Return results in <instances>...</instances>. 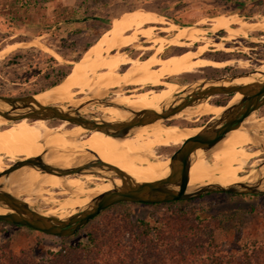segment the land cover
<instances>
[{"label":"rangeland","instance_id":"rangeland-1","mask_svg":"<svg viewBox=\"0 0 264 264\" xmlns=\"http://www.w3.org/2000/svg\"><path fill=\"white\" fill-rule=\"evenodd\" d=\"M251 3L248 0H0V52L12 46L8 53L0 59V95L21 97L40 94L50 90L53 83L63 82L76 63L84 60L86 49L95 45L111 27L112 21L123 13L133 10L152 11L164 16L168 22L179 27L193 26L206 29L208 33L204 42L195 43L192 49L196 50L198 46H204L206 48L204 58L216 62L230 61L231 64L222 68L206 66L196 69L195 73L191 74L164 76L158 83L148 82L142 87L127 83V66H122L117 73L112 74L98 70L78 77L76 81L81 82L82 85L75 84L69 90L67 99L81 102L86 94L99 99H109L112 95L111 99L114 101L119 91L126 97L144 93L150 95L163 90L170 91L174 86L179 84L182 86L202 78H215L259 70L264 65L263 30L237 33L233 37H228L227 30L223 28H217L216 32L209 30V28L213 29V24L209 19L221 15H238L248 23H264V3L255 8V5L249 7ZM202 21L206 23L202 24ZM155 26L162 27V25ZM231 27L235 30L239 29L236 25ZM155 33H159L158 28L155 29ZM131 34L132 32H127L126 36ZM173 34H169V37ZM159 35L167 36L163 32ZM160 41L163 42V40ZM161 42L155 47L156 49L161 48L158 58L165 59L184 51L183 48L163 45ZM134 44L144 47V51L126 47L119 52L144 60L156 51H151L152 44L145 42L141 36L135 39ZM215 44H222V47L217 48ZM117 52L115 49L108 51L106 48L99 55L100 58H109ZM239 61L247 63V66L242 67ZM154 69L157 70V68ZM64 71H70V73L62 79ZM120 79L124 84L122 87L115 84ZM228 99L230 96L222 98L219 104L227 102ZM121 103L123 101L117 104L126 106ZM63 105L66 104L63 103ZM109 108L111 107L95 105L84 109L83 112L96 116L113 115L108 113ZM261 116L259 113L256 118L259 119ZM208 119V117H202L196 124H193L177 118L170 122L161 121L159 124L202 127ZM10 124L11 122L8 123ZM87 137L88 134L82 136V138ZM246 148L257 150L250 145ZM172 153L168 152L167 158ZM13 155L16 158L20 157L18 152H14ZM209 160L212 162L213 158ZM263 160L264 154L257 153L251 163L260 164ZM14 161L4 157V162L8 166ZM254 167L256 166H252ZM70 196L71 194L55 195L54 199L48 202L39 198L35 204L43 211L55 210L61 207L57 204L58 202H63ZM242 196V198L232 199L213 193L205 196L204 199L188 204L191 214L200 211L203 207L202 214L210 220L221 214L238 215L233 222L225 224L223 228L212 230L214 240L225 244L232 251L236 250L237 245L253 241L264 242V198L258 199L254 195ZM66 210L69 212L68 208ZM167 211H169L167 207L141 203L117 204L103 211L66 243L56 236L0 222V246L6 244L8 249L16 255L25 252L36 260L45 261L49 258L48 251L55 250L59 246L81 244L91 249L93 244L90 243L89 235L96 234L97 231L103 233L107 227L111 230L113 227L119 228L125 234V238L133 236L136 234L134 226L138 220L155 223V218L161 217Z\"/></svg>","mask_w":264,"mask_h":264},{"label":"bare ground","instance_id":"bare-ground-1","mask_svg":"<svg viewBox=\"0 0 264 264\" xmlns=\"http://www.w3.org/2000/svg\"><path fill=\"white\" fill-rule=\"evenodd\" d=\"M209 21L213 24V32H216L217 28H223L227 30L228 37L246 31H264L263 22L248 23L238 15L215 16ZM205 23V21H202V24ZM155 25H162V27H156ZM232 25L238 26L239 29H232ZM156 28H158L159 33H166L167 36L155 33ZM127 32H132V34L126 36ZM171 33L174 34L169 37ZM207 33L208 31L193 26H176L168 22L164 16L162 17L152 11L133 10L125 12L112 21L110 29L100 37L95 45L87 50L84 60L76 63L72 72L63 82L48 91L36 94L35 98L44 105H63V103L77 105L80 103L79 100L66 98L69 90L79 83V81H76L78 77L98 70L112 74L117 73L122 66H127V83L142 87L148 82L158 83L164 76L191 74L195 73L198 68L206 66L222 68L227 64H231L230 61L216 62L204 58L203 54L206 51L204 46H198L196 50L192 49L195 43L204 42ZM138 36L144 38L145 42L152 44L151 51L156 50L149 58L144 60L132 58L126 53L119 52L126 47L144 51V47L134 44ZM160 40H163V42ZM159 42L163 45L167 43L170 46L183 48L184 51L165 59L158 58L161 48L156 49L155 47ZM215 46L221 48L222 44H215ZM11 47L0 52V59L8 53ZM105 48L108 51L115 49L118 52L109 58H100L99 54ZM239 64L242 67L247 66V63L242 61H239ZM154 68H157V70ZM257 71L259 73L256 76L261 77L260 73L264 72V65ZM239 82L248 84L254 82V78H243ZM115 84L121 87L124 85L121 79L116 81ZM185 89L177 85L170 91L163 90L150 95L145 93L136 94L132 97L123 96L119 91L117 99L113 102L123 101L121 104L129 106L128 108L133 110L152 109L159 111L165 100ZM90 96L86 94L82 101ZM240 98L241 94H236L228 105L233 104ZM224 109V106L212 107L205 102L195 107H188L178 115L165 121L170 122L180 118L196 124L199 118L207 115H214V119L217 118ZM83 111L85 110H82V114H87ZM108 113L113 115L103 117L110 122L124 120L131 115L129 112L120 111L114 107L109 108ZM10 122L0 116V173L9 168L4 162V157L15 160L14 152L20 154L18 158H31L41 154L48 148L50 151L45 156L48 163L70 168L93 158L85 152V149H90L97 153L104 162L120 168L141 182L155 181L165 176L169 171L170 158H167L168 152H173L176 147H180L184 142L191 140V137L201 129L199 126L190 128L179 125L164 126L159 124L161 121H158L140 128L136 135L131 138L117 140L100 132H90L82 127L72 126L67 122L51 125L44 120L30 121L25 119L11 122L8 125ZM246 124L251 130L258 132L264 127V118L258 120L255 115H252L247 119ZM85 134H88V137L82 138ZM260 140L264 144V137L256 139L250 136L248 128L242 127L232 131L212 154V162L204 154H200L192 168L191 184L213 181L223 184L240 182L247 173V168L258 165L257 163H251V161L257 153H262L257 148L258 143L261 142ZM248 145L257 148V150H249L246 148ZM159 150L163 152H159ZM116 183L121 184V180H116ZM109 190H111V185L104 178L88 174L58 177L43 174L33 168H23L17 171L10 181V191L30 205L35 203L37 198L48 202L49 200L52 201L55 195L66 196V194L72 193L73 198L65 201L59 209L48 210L50 214L60 218L69 215L67 208L75 212L76 208L87 204L92 197ZM7 212L8 210L0 208V214H6Z\"/></svg>","mask_w":264,"mask_h":264},{"label":"water","instance_id":"water-1","mask_svg":"<svg viewBox=\"0 0 264 264\" xmlns=\"http://www.w3.org/2000/svg\"><path fill=\"white\" fill-rule=\"evenodd\" d=\"M209 30L212 31L211 28ZM258 73L256 69L181 84L182 88L186 89L165 100L159 111L133 110L113 102L111 98L99 99L90 96L77 105H44L35 98L36 94L21 97L0 95V116L8 121L57 119L90 132H100L117 140H125L135 136L140 128L168 120L188 107L207 102L211 97L230 95L231 98L241 94L238 101L225 105V109L217 118L209 120L200 127V131L192 136L191 140L184 142L173 151L169 156V171L159 180L138 181L120 168L104 162L90 149H85V152L93 158L70 168L48 163L45 160V156L50 151L48 148L31 158H16L9 168L0 173V208L8 210L6 214H0V222L26 227L50 236L70 237L76 235L103 211L121 203L154 205L198 199L213 193L264 195V161L254 168H247L244 178L237 183L223 184L213 181L191 184L192 168L200 154H204L209 160L232 131L244 127L248 128L250 136L256 139L264 137L263 131L254 132L246 124L247 119L252 115L256 117L259 109L264 106V72L260 73L261 77L256 76ZM243 78H254V82L248 84L239 82ZM95 105L114 107L131 115L124 120L110 122L102 115L81 113L82 110ZM260 141L257 148L264 154V144L262 140ZM23 168L37 169L43 174L58 177L93 175L104 178L111 185V190L92 197L87 204L76 208L75 212L69 209V215L60 218L39 209L35 204L36 201L30 205L10 191L12 176ZM116 180H121V184H117ZM70 194V198H73V194ZM65 201L57 204L62 206Z\"/></svg>","mask_w":264,"mask_h":264},{"label":"trees","instance_id":"trees-1","mask_svg":"<svg viewBox=\"0 0 264 264\" xmlns=\"http://www.w3.org/2000/svg\"><path fill=\"white\" fill-rule=\"evenodd\" d=\"M69 73L64 71L62 79ZM215 194L232 199L243 197L232 193ZM254 197L261 199L264 195ZM204 198L151 205L167 207L169 211L156 217L155 223L138 220L135 235L125 238L119 228L107 227L103 233L97 231L89 235L91 249L81 244L59 246L48 251L49 258L45 261L36 260L25 252L16 255L5 244L0 246V264H264V242L237 245L232 251L214 240L212 230L223 228L238 215L221 214L210 220L202 214L203 207L191 214L188 204ZM59 238L66 243L72 236Z\"/></svg>","mask_w":264,"mask_h":264},{"label":"flooded vegetation","instance_id":"flooded-vegetation-1","mask_svg":"<svg viewBox=\"0 0 264 264\" xmlns=\"http://www.w3.org/2000/svg\"><path fill=\"white\" fill-rule=\"evenodd\" d=\"M230 95H220V96H215V97H211L210 99H208V101H207V103L210 105V106H212V107H223V106H225V105H227L228 103H229V101L235 96H233V97H231L230 99H228L227 100V102H225V103H223V104H218V105H216V102H221L222 101V98H225V97H229ZM112 97V95H110V98ZM261 114L262 116H261V118H259L258 120H262V118H264V106L263 107H261L260 109H259V111H258V113H257V115L258 114ZM91 117V116H90ZM204 117H208L209 119H208V121L209 120H212V119H214V115H207V116H204ZM200 119V118H199ZM198 119V120H199ZM195 121V120H194ZM207 121V122H208ZM50 122V124L51 125H54V124H56V123H58V122H60L59 120H57V119H54V120H51V121H49ZM197 123V122H196ZM261 131H263L264 132V127L263 128H261ZM251 149V148H250ZM251 150H254V149H251ZM8 163V162H7Z\"/></svg>","mask_w":264,"mask_h":264},{"label":"crops","instance_id":"crops-1","mask_svg":"<svg viewBox=\"0 0 264 264\" xmlns=\"http://www.w3.org/2000/svg\"><path fill=\"white\" fill-rule=\"evenodd\" d=\"M248 1H251V2H252L251 4H249V7L255 5L254 8H255L256 6H261V5H259V4L264 3V0H248ZM241 5H242V4H241ZM111 26H112V24H111ZM109 29H110V28H109ZM109 29H108V30H109ZM99 39H100V38H99ZM98 41H99V40H98ZM98 41H97V42H98ZM97 42H96V43H97ZM96 43H95V44H96ZM166 44H167V43H166ZM164 45H165V44H164ZM168 45H169V44H168ZM92 46H93V45H92ZM92 46H91V47H92ZM91 47H90V48H91ZM105 49H106V48H105ZM105 49H104V50H105ZM78 84H79V85H82L81 82L78 83ZM53 87H55V86H53ZM53 87H52V88H53ZM72 87H73V86H72Z\"/></svg>","mask_w":264,"mask_h":264}]
</instances>
